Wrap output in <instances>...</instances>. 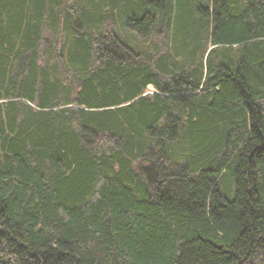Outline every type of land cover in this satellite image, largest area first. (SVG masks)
Segmentation results:
<instances>
[{
  "label": "trees",
  "instance_id": "1",
  "mask_svg": "<svg viewBox=\"0 0 264 264\" xmlns=\"http://www.w3.org/2000/svg\"><path fill=\"white\" fill-rule=\"evenodd\" d=\"M0 264H264V0H0Z\"/></svg>",
  "mask_w": 264,
  "mask_h": 264
},
{
  "label": "rangeland",
  "instance_id": "2",
  "mask_svg": "<svg viewBox=\"0 0 264 264\" xmlns=\"http://www.w3.org/2000/svg\"><path fill=\"white\" fill-rule=\"evenodd\" d=\"M155 90L154 86L149 85L147 92H153Z\"/></svg>",
  "mask_w": 264,
  "mask_h": 264
}]
</instances>
